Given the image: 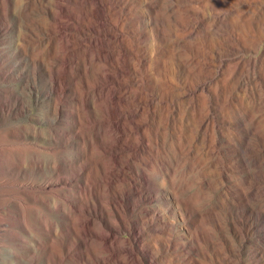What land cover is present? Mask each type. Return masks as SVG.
<instances>
[{
    "label": "rangeland",
    "instance_id": "374dc122",
    "mask_svg": "<svg viewBox=\"0 0 264 264\" xmlns=\"http://www.w3.org/2000/svg\"><path fill=\"white\" fill-rule=\"evenodd\" d=\"M89 2L93 1L0 0V264H85L83 258L74 259V254H70L76 252L79 245L74 239V233H70L73 239L66 236L65 240H58L51 236L58 228L70 225L69 212L66 208L53 206L56 199L53 194L51 197L45 195L44 198H33L35 193L27 182L43 181L56 176L76 177L75 182L81 185L78 190L66 187L57 193L63 195L72 211L78 210L75 211L78 226L82 222L101 230L100 218L88 213L87 207L83 205L90 185L86 180L93 149L90 138L98 124L89 118L84 125L87 135L81 140L77 137L80 128L76 120V109L71 105H63L56 115L54 105L45 95L51 85L49 68L63 65L71 68L64 74H56L63 79L60 96L70 94L69 102L77 105L82 97L91 100L95 95L91 86H94L98 70H102L104 65L103 62H94L89 58L97 51L96 46L83 51L73 60L63 61L72 47H78L68 40L67 28L77 18L85 17L81 13L82 5L86 7ZM63 4H68L74 10L70 15L72 20L63 18L57 29L59 32L52 31L57 23L55 16L64 15ZM107 16L115 19L126 17L123 18L128 22L126 30L135 19L145 16V25L152 31L144 49L145 59L151 64L150 68L144 69V83L152 81V93L157 97L158 104L150 121L156 133L163 136L161 145L173 167V178L162 184L160 176L150 178L141 170L134 178L154 188V192L157 191L159 195L170 194L171 199L180 200L184 207L190 205L195 209L194 218L209 213L207 218H203L202 230L210 235L204 237L194 251L204 264H264V244L259 242L260 238L264 240V195L250 200L248 204H242L241 194L237 192V196H240L236 202L240 204L235 205L236 210L228 205L227 198L228 190H235L233 182L240 183L251 172H264V0H110ZM129 16L131 19L127 18ZM49 29H52L51 32ZM253 40H260L258 50H245L243 44L250 46ZM143 42L137 41V47L144 46ZM112 49V52L118 51L117 48ZM242 55L246 59L240 58ZM251 58L256 61H247ZM88 68L94 70L87 74L85 70ZM74 75L78 78L72 77ZM167 88L170 92L167 99L163 100L162 94ZM136 93L142 94L138 88ZM200 117L212 119L213 122L207 120L198 123ZM54 126L61 130L57 135L52 131ZM246 130L252 134L248 141L253 148V151L248 152L250 167L246 171L232 169L229 172L232 178L223 182L220 179L221 169L214 162L217 155H208V150L216 137L219 138L220 150L231 146L237 150L242 148L245 141L241 139V132ZM227 137L232 138V144H224ZM110 144H105L106 153L101 156L108 163L107 178H117L119 174L128 176L131 171L125 167L124 162L126 160L125 163H128L129 159L112 151ZM191 149H199L200 156L190 153ZM33 150L40 152L38 157ZM53 150H60L56 156L59 167L53 173L40 167H36L35 171L28 167L31 163L42 166L49 164L52 157L48 152ZM256 159L260 165L255 164ZM81 166L84 171L78 170ZM161 168L166 167L161 165ZM262 182H254V185H263L264 179ZM114 186L113 189L116 188ZM116 189L119 191L122 188ZM130 198L126 197L123 203L127 214H130L127 219L130 220L139 217L141 207L161 203L165 206L164 197L152 204H143ZM35 204L39 208H35ZM76 204H81V207ZM103 204L99 206L103 213L101 216L109 222L112 220L110 209L107 204ZM249 210L261 213L260 220L251 216ZM233 212L243 219L246 217L244 233L237 229L241 226L234 228L231 223ZM248 224L259 228L251 234ZM102 232L107 230L102 229ZM102 232L105 240L113 242L115 239L113 243H118L122 238L120 245H123L135 263L142 259L146 264H153L156 256L161 259V255L166 254L162 252L158 255L149 247L147 242L151 235L142 239L139 236L137 241L124 227L116 230L117 233L107 232L109 235ZM88 246L98 254L92 259V264H103L104 257L109 260L114 255L110 250L103 251L99 244L89 243ZM202 250L208 255L203 254ZM85 253L86 250L82 248L77 255L82 257ZM87 258L90 262L92 256L88 255ZM159 262L188 264V255L174 258L173 252H170L167 259Z\"/></svg>",
    "mask_w": 264,
    "mask_h": 264
},
{
    "label": "bare ground",
    "instance_id": "6f19581e",
    "mask_svg": "<svg viewBox=\"0 0 264 264\" xmlns=\"http://www.w3.org/2000/svg\"><path fill=\"white\" fill-rule=\"evenodd\" d=\"M92 1L93 2H89V4H87L86 7H83L82 5L81 13H83L85 17L80 19L77 18V21L76 22L74 21V23H72L67 28L66 36L68 37V40L70 42H74L78 47H74V48L72 47V51H69L63 57V61L73 60L77 56H79L83 51L86 52L92 46H96L97 51L95 53L92 52L93 54H91L89 58L92 59L94 62L95 61L100 63L103 62L104 65L102 70H98L97 78L94 81V86H91L94 88L95 95L91 98V100L82 97V99H80L77 105H75V102L72 103L69 102L71 100L70 94H65L64 96L59 95L62 90L63 79L61 77H57L56 74L57 73L64 74L65 72H67L68 68H71L68 65H63L62 67H56V68L53 67L49 68V72L51 75V85L48 88V91L47 93H45V95L46 97H48L49 102L54 105L56 115L59 114L60 108L63 105L65 106L71 105L73 106L74 109H76V120L80 128V132L79 131L77 132L78 133L77 137L80 138L81 140H83L85 138V135H87V132L84 131V127H85L84 125L85 122H88L89 118H93L96 124H98V127L94 130V133L90 138V145L93 147V149L91 150V159H90L91 164L90 166H88L89 164L88 165L86 164L89 167V170L86 169L89 171L86 180L89 181L90 185L89 187L86 186L87 187L86 199H84V204L83 203L82 204L85 205L84 207H87L86 211L88 213H92L98 219L100 218L101 221L99 224V229L101 230L100 231L96 230L94 227H91L87 224H83L82 222L80 223V226H78L76 224V218H75V211L77 209L75 211H72L71 207L69 208L67 201H65L63 195L61 196V194L57 193V191H60L66 187L70 188V190L71 189L78 190V187H80L81 185L79 186V183L75 182V180L77 179L76 177L60 178L55 175L56 177L54 178H49L46 180L44 179L43 181H38V182H34V181L27 182L26 184L32 187L30 189L35 193L33 195V198H37V196H39V198L40 197L44 198L45 195L51 197L53 194L56 197L53 206L55 208H59V207L66 208V210L69 212L68 215L70 218V225L68 224L67 225L68 227L63 226L61 227V229L58 228L56 231H53L51 233V236L58 240H65L66 236H69L70 239L71 238L73 239V236H75L74 239H76L79 243L78 249L76 250V252H72L70 254H74V259L83 258L85 264H92V259L96 258L98 255L95 249L88 246L89 243L91 245H93L94 243L99 244L103 251L110 250L114 252V255L113 256L111 255L112 258L110 256L109 260H106L105 257L103 258L105 260L102 261L104 262L103 264H131V263L146 264L142 259H140L139 263H135L132 261L133 260L132 258H131L132 260L129 258L128 253L125 252V249L122 247L123 245L122 246L120 245L119 241L122 238L119 241L116 239L118 243H113L115 239L113 240V242H111V240L110 241L105 240L103 238L104 235L101 234L102 229L107 230V232L109 233H113L116 232V230L120 229L121 227H124L131 234L134 240H137V237L139 236H140L139 238L142 239V237L144 238V237H148V235H151L150 237L151 239L149 240V242H147V244L149 245V247H151L153 252H158V255L162 252L166 253L164 255H161L162 257L161 259L156 256L155 257L156 260L153 264H160L159 261H162L163 259H167V257H169L170 252H173L174 258H177L178 256L184 254L188 255V264H204V261H201L199 259V255L194 253V251L196 249V245H200V241L204 237L210 235L202 230V223L204 219L208 217L209 213H202L198 218H194L193 215L195 209L191 208L190 205L184 207L180 203V200L171 199L170 194L169 195L167 194L168 196L166 194L159 195L158 193H156L157 191L154 192L153 190L154 188H149L147 184H143L142 181H139L140 179L137 180L134 178L136 173L140 170L142 171V173L144 172V174H146L150 178H153L154 176L157 175L160 176L163 180V182H161L162 184L165 183L167 179L172 180L173 178L172 177L173 167H171V162L168 161V158L165 155L164 147L161 145V140H164L163 136L161 135L162 137H160L156 133V131L152 127V122L150 121V117L154 116L155 113L154 109L157 103V97L152 93V88H153L152 81L148 80L147 83L146 82L144 83V81L146 80L145 76L143 75L144 69L147 67L150 68L151 65L148 59H145L146 53L144 49L146 48L145 46L147 39L152 35V31L149 29L148 26L145 25V16L144 18L135 19V21L132 22L130 24V27H128V29L126 30L125 25L128 22L127 19L126 20L123 19L126 17L122 16L118 19H115L111 16H107V9L110 0H92ZM76 4L78 3L76 2ZM62 6H63L62 13L64 15L55 16V21L57 23L54 26V30L49 29L50 32L51 30L52 31L59 30L60 23L63 18H68L72 20L70 15L74 13V10L70 9V6L68 4H63ZM156 7L158 8L159 6L157 5ZM129 9H132V6H129ZM134 15H136V13H134ZM127 18H130V16ZM66 36H63V38ZM140 40L144 41L143 42L144 46L137 47L136 42L137 41L140 42ZM241 40L244 41L243 38ZM259 41L260 40H253V43L250 46L247 44L246 45L243 44V48L248 51H250L251 48L256 49L257 51ZM112 48H117L118 51L112 52L113 50ZM240 58L246 59L243 55L240 56ZM90 59H87V61H89ZM252 60L254 61L253 58L247 59V61H249L250 63H252ZM222 61L225 62L226 60H222ZM92 70L94 69L88 68L85 70V72L89 74V72H91ZM72 77L78 78L77 75H74ZM202 87L205 88L206 85L203 84ZM137 88L138 90L140 89L142 93L141 95L138 93L135 94ZM169 92L170 91L167 88L164 94H162L163 96L161 95L163 100H165L166 96L169 95ZM81 94L83 96V93ZM167 117H169V115ZM207 120L213 122L212 119L206 118L205 120L202 117H200L198 123L199 122L205 123ZM247 130L241 132V139L245 141L244 144L245 146H242V148L239 147L237 150L235 146H231V147H227L225 150H220L218 148L219 138L216 137L213 146L208 150V155H217V158L215 159L214 162L221 169V178L218 177V179L219 178L222 179L223 182H225L227 179L230 180V178H232V175L229 173L232 169L235 170L241 169V171L242 170L246 171L250 167V164L248 163L249 161L248 152L253 151V148L251 147L250 143H248V141L250 135L252 134ZM52 131L54 132V135H57L61 130L58 128V126H54V128H52ZM215 133L217 135V131ZM192 139L195 140V136L192 135ZM181 142H179V146L182 148L183 142L182 143ZM107 143H111L110 146L112 145V147L110 149L112 151L114 152L116 151L117 154L120 153L126 156V159L127 158L129 159V162L127 161L128 163H125L126 162L125 160L124 165L125 167H128V169H130L131 174L128 175L127 172L125 171L128 176H120L119 174L117 178H111V177L107 178V171H109L107 170L108 163L102 159L103 157H101L106 153L105 144ZM230 143L232 144V138L229 137L225 138L224 144H230ZM95 150H97V152ZM33 151L35 156L38 157L40 152L38 150H33ZM59 152L60 150H53L48 152V154L51 155L52 157L48 161L49 164L42 166L38 164L35 165V163H31L28 164V167L34 171L36 167L44 168L46 171L49 172H52L53 170H57L59 165L56 160L58 159L56 156ZM200 152L201 151L199 149L190 150V153L194 154V156L197 155V157L200 156L199 155ZM97 154H99L100 156L99 155L97 156ZM255 164L260 165V161L256 159ZM161 165L165 166L166 168L165 169L161 168ZM20 166L22 168L24 167L23 165ZM81 169L83 170L82 166L81 168H78L79 171H81ZM263 173L264 172H262L261 170L253 173L251 172L250 174L244 176L240 183L233 182L232 187H234L235 190L234 191L228 190L227 192L228 205H230L231 208L236 210L235 205L237 203L240 204L239 202H236V199H238L240 196V195L237 196V192L238 194L239 193L241 194L240 197H242L243 199V201L241 202L242 204L243 203L248 204L250 200L256 199L257 197H261V195L263 196L264 184L258 186L254 185V182L255 183L260 181L262 182V180L264 179ZM89 183L86 184L88 185ZM112 185H115L116 188H122V189H119V191H117L116 188L113 189ZM125 185L126 187H124ZM66 191H68V193L70 192L69 190ZM128 196L129 197L131 196V198H133L134 201L142 202L143 204L144 203L152 204V202L158 201L161 197L163 200L164 197L165 206H163L161 203V205L158 204L156 206H151V207L149 206L141 207L140 210L137 209L140 212V215H138L139 217L135 220H130L127 219V216H129L130 214L129 215L127 214L128 212L126 210L125 205L123 204L126 197ZM103 203L107 204L108 208L110 209L109 215L112 217V220H109V222L104 221L103 217L101 216L103 213L100 211L99 206L104 205ZM76 205L81 207V204L80 205L76 204ZM34 207L39 208L37 204H35ZM81 210L82 208L80 209V211ZM235 213L233 212L231 214L230 217L231 223L233 224L234 228L241 226L237 229H240L242 232L243 229H245L244 223L247 222L246 217L244 216L245 219H243L240 216H237V214L235 215ZM249 213L251 214V216L253 215L257 219H259L262 216L261 213L256 212L254 210H251ZM37 216L40 217V214L38 213ZM82 217L86 218L83 215ZM92 221H94V219ZM248 226L251 227L249 228L250 230H248L251 234L257 231V229L259 228V227L257 228L256 226L254 227V225L252 224H248ZM65 228H68L67 232L65 231ZM71 232L74 233L73 236L72 234H70ZM107 232H102V233H107ZM173 232H175V234H173ZM109 233L107 234L109 235ZM263 241L264 240L260 238L259 242L264 244ZM82 248L83 250H86V253L81 257L78 256L77 253H79ZM136 251H140V249H137ZM201 252L203 254L208 255V253L205 250H202ZM88 255L92 256V258H90V262L87 258ZM138 258L139 257H137V259Z\"/></svg>",
    "mask_w": 264,
    "mask_h": 264
}]
</instances>
